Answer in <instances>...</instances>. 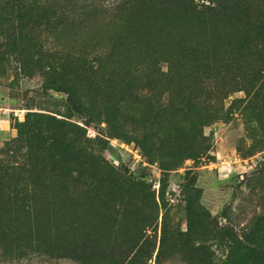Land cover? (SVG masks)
<instances>
[{
    "label": "rangeland",
    "instance_id": "374dc122",
    "mask_svg": "<svg viewBox=\"0 0 264 264\" xmlns=\"http://www.w3.org/2000/svg\"><path fill=\"white\" fill-rule=\"evenodd\" d=\"M51 1L0 39V264H264V0Z\"/></svg>",
    "mask_w": 264,
    "mask_h": 264
},
{
    "label": "trees",
    "instance_id": "16d2710c",
    "mask_svg": "<svg viewBox=\"0 0 264 264\" xmlns=\"http://www.w3.org/2000/svg\"><path fill=\"white\" fill-rule=\"evenodd\" d=\"M64 19L62 10L57 8L51 0H0V39H39L38 33L41 29L47 30ZM14 22H17L18 26L14 28L16 26L11 25L13 32L9 34L8 24ZM82 61L80 59V62H77L80 66L77 78L83 82L89 77L87 73L89 67L85 66L86 63L81 64ZM10 160L8 153L0 154V188L4 186L3 183L16 175V168ZM11 192L18 193L19 190L14 188ZM207 223L208 221L205 220V224ZM134 254L135 252L131 257ZM246 255L248 256L249 253ZM201 256L205 260L203 264H213L211 262L212 253L206 247H201ZM119 264H129V260H121Z\"/></svg>",
    "mask_w": 264,
    "mask_h": 264
}]
</instances>
